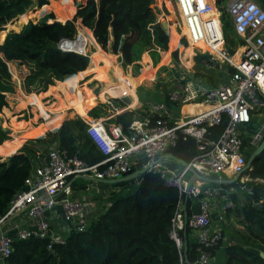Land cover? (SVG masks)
<instances>
[{"label": "trees", "instance_id": "1", "mask_svg": "<svg viewBox=\"0 0 264 264\" xmlns=\"http://www.w3.org/2000/svg\"><path fill=\"white\" fill-rule=\"evenodd\" d=\"M69 1L71 3V0ZM216 1L222 12L226 49L234 56L237 50L244 46V41L236 35L229 15L222 8L227 0ZM253 1L264 10V0ZM161 2L167 4L168 0ZM154 3L155 0H88L79 6L76 16L81 19L84 27L92 31L95 41L104 52L110 51L111 40L113 41L111 52L114 55L122 54L125 68L139 61L143 62L144 58L149 65L150 60L147 55H143L144 53H149L154 65L157 66L161 60V53L168 52L170 46L171 48L177 46L178 36L175 27H168L169 36L163 30L158 22ZM168 6L170 7V2ZM36 8H42L41 12L55 10L61 22L55 21L52 14H47L39 22H30L20 33H12L6 39V32L0 33V44L3 43L0 45V112L9 107L8 95L16 93L17 86L12 80L9 65L17 64L28 68L26 87L37 89L54 85L56 81H76L87 68L93 69L92 66L88 67L89 55L63 51L60 48L63 42L73 41L78 35L75 21H65V18L72 16L66 9L64 0H0V30L19 16L25 15L29 9ZM18 26L17 29L22 27L19 23ZM86 33L91 39V34ZM182 44L187 47L186 40H182ZM177 49L173 53L177 65L171 70L173 74L180 71ZM109 57L114 60L118 76L125 79L129 71L122 70L116 62L117 56ZM164 58L168 60V54L164 55ZM234 60L238 61L239 57ZM140 69L139 65L133 66L134 78L140 75ZM224 69L229 73L234 72V69L228 66L215 67L217 72ZM147 72L136 79V82L141 83L149 75ZM197 78L205 81L210 87L218 86L212 85L207 78L194 74L178 77L180 84ZM152 86L153 90L140 87L139 96L143 92L166 94L165 99L159 104L168 105L169 109L178 115L180 108L170 100L169 89L160 83ZM108 93L110 97L113 96L109 91ZM133 101L138 102V98L134 97ZM115 102L121 104L120 100ZM93 107L87 109V113ZM189 108L193 112L194 106L185 107L184 114ZM136 109L137 107L119 114L110 124L121 126L128 132L131 124L136 121ZM148 117V115L144 117V120ZM61 119L60 117L56 129H59L58 132L50 133L41 139L35 137L36 144L46 146L44 153L38 156L33 148L26 145L8 161L0 163V219L8 212L17 192L24 188L26 179L34 170L37 156L42 158L40 155L44 154L46 159L53 146L59 145L61 149L68 150L71 155H77L89 165L104 160L102 153L86 136L87 125L83 120L65 122L62 125ZM49 124L52 125L50 121ZM225 128L226 121L220 126L209 128L211 134L208 138L218 140ZM76 131L83 134L81 139L75 136ZM9 140L11 139L8 133L0 128V148ZM254 151L249 154L247 162ZM170 153L185 164L192 163L203 154L196 141L182 133L176 148L170 150ZM242 177L249 178L242 184L247 189V201L239 207L238 216L247 233H241L235 244L229 246L224 245L227 240L219 242L210 249V252L215 257L223 247L224 264H264L261 257L264 253V152L254 161L252 169ZM240 180L233 185L241 184ZM233 185L222 187L229 189ZM138 186L134 193L116 199L106 211L90 219L85 232H71L64 245L55 246L53 251H50L48 242L39 238L16 240L12 255L0 261V264H180L182 253L189 264L199 260V244L192 229L186 228L181 232L184 244L187 245L186 253L184 249L182 251L178 249L170 236L181 200L179 190L167 185L159 174L152 172L145 173Z\"/></svg>", "mask_w": 264, "mask_h": 264}, {"label": "built area", "instance_id": "2", "mask_svg": "<svg viewBox=\"0 0 264 264\" xmlns=\"http://www.w3.org/2000/svg\"><path fill=\"white\" fill-rule=\"evenodd\" d=\"M173 2L187 31L183 38L189 45L203 44L208 48L203 62L234 69L233 73L228 72L229 82L217 87H210L200 78L201 82L192 79L186 84L179 83L170 93V100L180 108L178 115L166 104H154L149 117L134 121L128 132L118 125L81 117L87 125L86 136L102 153L104 160L89 165L59 145L53 146L44 164L26 179L24 188L17 192L8 212L0 219V261L12 255L16 240L39 238L47 241L48 250L53 251L55 246L66 243L71 232L83 233L88 229L92 202L73 197L72 187L78 178H91L98 183L117 181L140 165L148 168L150 173L159 174L167 185L180 192L181 200L170 234L178 249L185 250L181 232L190 228L200 253L199 260L192 264H211L214 260L210 249L226 240L222 225L226 223L227 210L232 205L227 203L215 219L211 200L229 191L222 185H207L195 180L190 186V182L196 175L234 179L247 166L246 154L264 140V10L253 0H227L222 6L236 35L244 41V46L237 50L241 52L239 60L235 61L238 53L231 56L226 49L222 12L216 0ZM190 6L191 13L188 12ZM65 42L60 48L73 51L62 48ZM221 50L223 59L219 57ZM126 99L130 104L133 101L130 97ZM192 101L197 103L193 105L194 114L182 118L184 106ZM225 121L226 128L220 138L210 140L209 128ZM255 125H258L256 130ZM180 133L193 138L203 154L186 165L177 159L171 161L180 165L179 170L173 171L167 162L159 160L176 148ZM143 153L147 158L139 160ZM188 176L193 177L191 181ZM57 206L61 207V212ZM22 217L27 221H21ZM13 219L16 221L12 222ZM9 222L12 223V233L7 227ZM215 222L220 226L215 227ZM180 258V264H189L183 253Z\"/></svg>", "mask_w": 264, "mask_h": 264}, {"label": "rangeland", "instance_id": "3", "mask_svg": "<svg viewBox=\"0 0 264 264\" xmlns=\"http://www.w3.org/2000/svg\"><path fill=\"white\" fill-rule=\"evenodd\" d=\"M87 1L88 0H71L74 14L71 18H65V21H75L78 35L75 40L71 42L66 41L62 45V48L89 55L90 66L88 67L92 66V70L87 68V71L85 70V73L80 74L76 81H56L54 85L48 86L44 89H37L35 87H26L25 79L29 75L28 68L17 64L9 65V72L11 73L12 80L16 83L17 87L15 94L8 95L9 107L0 112V128H4L5 132L8 133L11 139L9 142L4 143L2 148H0V163L8 161L14 153L16 154L26 145L33 148L37 155L44 153V147L46 146L36 144L34 140L45 138L48 134L54 133L55 131L58 132L59 130L56 129L59 126L60 117L62 118V125L65 122L82 120L83 117V119H95L103 121L106 125H111V121L119 114H123L125 110H131L137 107L135 110L137 112L135 120L143 121L144 117L149 114L152 106L163 101L166 94L158 95L156 93L151 94L143 92L139 96L140 87L153 90L152 85L160 83L166 89H169L171 93L175 90L177 85H179L180 80L178 77L180 75L187 76L192 74L207 78L212 85H221L229 82L230 78L227 69L217 72L215 70V67L218 68L216 65L214 66V64H210L208 61L203 62V60H206V55H208L204 50H196L193 48V45H189L188 42L187 47L182 44V40H186L183 38V36L186 35L185 29L175 10L173 0L170 2V7L168 6L169 0L167 4L164 2L162 3L164 5L160 4V6L157 3L159 0H155L153 7L155 8L158 22L160 24H168L170 27H175V33L178 36L177 46L175 48H171L170 46L168 52L161 53V60L157 66L154 65L149 53H144L143 55H147L149 58L150 64L148 65L145 58L143 59V62L139 61L134 63V65H139L141 67L140 75L135 78L133 77L132 72L134 65L125 68L123 65L122 54L114 55L117 56L116 62L120 65L122 70L129 71L127 77L121 79L118 76L114 60L109 57V55L113 56L111 52L112 49H110L107 55L100 52V48L96 45L97 42L95 41V43L93 39H90L88 34L84 33L85 31H82L81 29V19L77 18L75 12H77L79 6L85 4ZM30 9L25 12V15L19 16L12 23L5 26L3 30H0V33L6 32L5 39L12 33H20L30 22H39L47 14H52L54 20L57 22L61 19L55 10L41 12L42 8H36V10ZM25 22L26 24H24ZM18 23L22 27L17 29V27H19ZM176 48H178L176 51H178L179 55L180 66L178 67H180V71L173 74L171 70L177 67L173 58V53ZM185 48L187 49L183 50ZM186 53L188 56H186ZM167 54L168 60L164 58V55ZM239 56L240 53L234 58ZM147 71H150V73ZM145 72L149 73V75H147L141 83H137L136 79L145 75ZM197 79L200 80L199 78ZM201 81L202 80L199 82ZM108 91L113 95L112 97L109 96ZM128 97H132L133 99L136 97L139 102L132 101L130 104L129 99H126ZM115 100H120L121 104L115 102ZM136 104L138 105L134 108ZM92 106L94 107L87 113V109ZM191 111L192 109L190 108L185 114L184 111H182L181 117L185 118L186 116L193 115L194 112L191 113ZM118 112L120 113L118 114ZM49 121L54 127L49 124ZM260 121H262V118L258 120V123ZM257 126L258 125H255V130L258 129ZM82 135L83 134L79 131L75 132V136L79 139H81ZM35 137L38 138L35 139ZM249 154H251V151L246 154L247 158L249 157ZM43 155H40L42 158L38 157L39 155L37 156L36 164L34 163L33 167L34 170L44 164L45 156ZM248 180L249 178L242 177L240 180L241 184L233 185L229 189H226L227 191L229 190V195H236V199L239 202V205L238 203H235L236 206H238L229 212L228 223L224 226L228 235L233 240L238 239L239 235L242 233L240 231L242 225L241 218L238 216V209L246 204L247 189L242 184ZM100 186L103 188L105 185H100L95 180L78 178L72 187L73 197H79L82 199L81 195L84 194V196L90 200L91 198H94V201L96 202H93L92 200L90 201L92 202L90 210H95L96 204L100 211L101 207L103 209V211L99 212L100 215L106 211L116 199H119L129 194L127 192H131L135 188H138V185L128 186L123 189L113 185H106L107 188L104 190ZM216 199L221 201L220 198ZM217 204L219 205L220 202L217 201ZM57 209L61 212L60 206H57ZM220 257L223 258V256Z\"/></svg>", "mask_w": 264, "mask_h": 264}, {"label": "water", "instance_id": "4", "mask_svg": "<svg viewBox=\"0 0 264 264\" xmlns=\"http://www.w3.org/2000/svg\"><path fill=\"white\" fill-rule=\"evenodd\" d=\"M163 30L166 32V34L169 36V32H168V24H161ZM1 45V44H0ZM130 100H133L132 97H130ZM3 131H5V129H2ZM264 152V140L262 141V143L255 149V151L253 152V154L251 155L246 168L244 169L243 173L238 174L234 179L231 180H220V179H212V178H207V177H203L200 175H196L195 178L190 182V186L191 184H193V182L195 180L201 181L207 185H233L235 183H237L243 176L244 173H246L248 170L252 169V165L254 163V161ZM147 158V155L145 153L141 154L139 156V160H144ZM167 162L168 163V167L173 170H179L180 169V165L177 164L176 162H171V161H176L175 157L172 154H168L166 155L163 160H159V162ZM181 164H185V163H181ZM186 165V164H185ZM148 172V168H143L142 165L138 166L135 170H132L129 174H127L124 178H122L121 180H117V181H107V182H102L105 183L106 185H113L115 187H120V188H125L128 186H133V185H139V183H141L142 181V176ZM89 180H93L91 178H87ZM62 197L59 199L61 200ZM185 253L187 252V245L185 246ZM261 257L264 259V253L261 254Z\"/></svg>", "mask_w": 264, "mask_h": 264}, {"label": "crops", "instance_id": "5", "mask_svg": "<svg viewBox=\"0 0 264 264\" xmlns=\"http://www.w3.org/2000/svg\"><path fill=\"white\" fill-rule=\"evenodd\" d=\"M161 4H162V2H161ZM84 5V4H83ZM162 5H164V4H162ZM79 8V7H78ZM163 8H164V6H163ZM76 14H77V12H75ZM52 22V21H51ZM80 26H81V29H82V31L84 30L85 32L84 33H86V32H89L90 34H91V37L93 38V40H94V42H95V38H94V36H93V33H92V31L91 30H89L88 28H86V27H84L83 25H82V21H80ZM91 38V39H92ZM96 43V42H95ZM112 43H113V41L111 40V44H110V47H109V49H111L112 48ZM96 45L100 48V52H102V53H104V54H108V53H106V52H104L102 49H101V47L96 43ZM99 53V52H98ZM98 53H95V54H98ZM110 56V55H109ZM113 56H114V54H113ZM219 57H220V59H223V54L220 52L219 53ZM138 102H139V100H138ZM138 104H136L135 106H134V108L137 106ZM132 110V109H131ZM125 111H127V110H125ZM124 111V112H125ZM120 112H118V114H119ZM59 130V129H58ZM192 178L193 177H190V176H188L187 177V179L189 180V181H191L192 180ZM100 185H105V186H103V188L102 189H106L107 187H106V184L105 183H99ZM139 187V186H138ZM121 189H123V188H121ZM128 191H131V190H128ZM134 191H136V188L133 190V191H131V192H127V193H133ZM229 191V190H228ZM75 194H78V193H75ZM80 194V193H79ZM76 196V195H75ZM81 198H85V201H93V202H96V201H94V198H91V200L89 199V198H87V197H85L84 196V194L83 195H81ZM88 200H87V199ZM220 199H221V201L220 200H217V199H214V200H211V204H213V208H214V210H213V214H214V218L216 219L217 218V216L220 214V212L223 210V208H224V206L227 204V203H231V205H232V207L231 208H229L228 210H227V212H228V214H229V212H231L232 210H234L238 205H239V202L237 201V199H236V195H229L228 193L227 194H224V196H221V197H219ZM77 199H80L79 197H77ZM217 201H219L220 202V204L218 205L217 204ZM241 201V200H240ZM235 203H238V205L236 206V204ZM195 210H197V207H195ZM101 211H103V209H102V207H101ZM99 209H98V205H96L95 204V210L93 209V210H90L89 209V212H88V214L90 215L89 216V218L90 219H92V218H94V217H98L99 216V212H101ZM21 221H24V222H26L27 221V218L26 217H22L21 219H20ZM12 222H14V221H16V219H13V220H11ZM228 223V217H227V219H226V223L225 224H227ZM215 224V227H218V226H220L218 223H214ZM225 224H223L222 225V228H223V232H224V235H225V238H226V240L227 241H225V244L224 245H232V244H235V240H233V239H231L230 238V236L228 235V233H227V231L225 230V228H224V226H225ZM8 228H9V230L11 231V233L13 232L12 231V223L11 222H9V225L7 226ZM240 231L242 232V233H247V230L242 226L241 228H240ZM195 236V235H194ZM223 247L220 249V251H218L217 253H216V255H215V257H214V260H212V262H211V264H224V258H221L220 256H223Z\"/></svg>", "mask_w": 264, "mask_h": 264}, {"label": "bare ground", "instance_id": "6", "mask_svg": "<svg viewBox=\"0 0 264 264\" xmlns=\"http://www.w3.org/2000/svg\"><path fill=\"white\" fill-rule=\"evenodd\" d=\"M64 2H65V7H66V9L69 11V13H70L71 16H72V15L74 14V9L72 8L70 1H69V0H64ZM157 3H158V5L160 6V4H161V0L157 1ZM189 5H190V1H189ZM188 12H189V13L192 12V8H191V6H190ZM186 35H187V34H186ZM186 35H185V36H186ZM192 45H193V44H192ZM193 48L196 49V50H198V49H199V50H204L205 53L208 54V48H207L205 45H203V44L193 45ZM220 52L223 54L222 50H221ZM240 54H241V52H240ZM195 55H196V54H195ZM194 58H195V57H194ZM193 104L197 105V103H196L195 101H192V102H190V103H187V105L184 106V108H185V107L193 106ZM184 108H183V109H184ZM201 110H202V109H201ZM194 111H195V110H193V112H194ZM85 117H88V116H85ZM83 118H84V117H83Z\"/></svg>", "mask_w": 264, "mask_h": 264}, {"label": "snow or ice", "instance_id": "7", "mask_svg": "<svg viewBox=\"0 0 264 264\" xmlns=\"http://www.w3.org/2000/svg\"><path fill=\"white\" fill-rule=\"evenodd\" d=\"M243 118H246V116H245V117H243Z\"/></svg>", "mask_w": 264, "mask_h": 264}]
</instances>
